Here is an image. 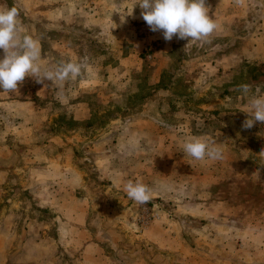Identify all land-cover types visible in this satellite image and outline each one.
I'll return each instance as SVG.
<instances>
[{
	"label": "rangeland",
	"instance_id": "1",
	"mask_svg": "<svg viewBox=\"0 0 264 264\" xmlns=\"http://www.w3.org/2000/svg\"><path fill=\"white\" fill-rule=\"evenodd\" d=\"M132 4L0 0L43 66H82L0 90V264H264V124L241 110L264 95V0H206L201 41H166L139 5L121 22ZM189 136L223 159L184 154ZM137 179L147 204L123 191Z\"/></svg>",
	"mask_w": 264,
	"mask_h": 264
},
{
	"label": "clouds",
	"instance_id": "2",
	"mask_svg": "<svg viewBox=\"0 0 264 264\" xmlns=\"http://www.w3.org/2000/svg\"><path fill=\"white\" fill-rule=\"evenodd\" d=\"M243 2L236 0L237 4L242 5ZM137 5L150 30L162 31L166 41H171L174 36L177 39L191 38V41L206 40L217 27L214 19L208 15L206 0H133L126 15L116 11L121 14V22L132 15ZM18 16L16 7L0 6V49L4 52L3 58H0V90L8 93L18 91V84L26 76L33 77L40 84L45 80L51 81V86L59 89L64 81L74 80L81 75V64L71 60L60 61L54 68L43 66L39 42L19 25ZM240 91L248 97L252 90L245 84L240 86ZM57 98L63 99L62 92L58 91ZM241 110L249 116L243 122L245 129L252 128L256 121L264 124V95L259 94V89L249 97L247 108ZM219 144L216 139L189 136L183 142L182 149L184 154L197 161H219L223 159ZM258 155L264 158V149ZM123 191L137 204L144 205L152 199L151 188L139 179L128 180Z\"/></svg>",
	"mask_w": 264,
	"mask_h": 264
},
{
	"label": "crops",
	"instance_id": "3",
	"mask_svg": "<svg viewBox=\"0 0 264 264\" xmlns=\"http://www.w3.org/2000/svg\"><path fill=\"white\" fill-rule=\"evenodd\" d=\"M206 210V207H204V211ZM196 211H201V205L198 206Z\"/></svg>",
	"mask_w": 264,
	"mask_h": 264
}]
</instances>
